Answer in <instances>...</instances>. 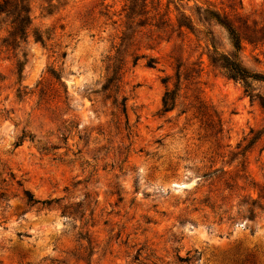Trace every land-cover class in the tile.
I'll use <instances>...</instances> for the list:
<instances>
[{"label":"rangeland","instance_id":"rangeland-1","mask_svg":"<svg viewBox=\"0 0 264 264\" xmlns=\"http://www.w3.org/2000/svg\"><path fill=\"white\" fill-rule=\"evenodd\" d=\"M140 2L0 16V264H264V0Z\"/></svg>","mask_w":264,"mask_h":264},{"label":"trees","instance_id":"trees-1","mask_svg":"<svg viewBox=\"0 0 264 264\" xmlns=\"http://www.w3.org/2000/svg\"><path fill=\"white\" fill-rule=\"evenodd\" d=\"M140 2L141 7H145L146 0H128V6L126 7L129 13H134V8ZM126 5V4H125ZM31 0H0V16L4 15L10 19V26L6 39L8 45H17L24 41L27 36L28 28L31 23ZM145 13V12H144ZM210 16L215 19V21L225 28L230 39V44L233 48V52H217L216 47L211 45L213 48V53L211 61L223 69L224 73L231 79L240 80L243 83L245 91L250 89L251 81H264V74L258 72H253L245 67L238 58V52L242 45V34L240 30L233 24V22L227 16H220L219 13L214 11L209 12ZM187 22H179V26H185L191 29V21L185 17ZM36 40L42 41V36L39 32H35ZM18 75L20 77L22 73V64L17 61ZM176 92L174 90H166L162 97V111H169L175 104ZM264 107V105H263ZM40 203H45L44 201H39Z\"/></svg>","mask_w":264,"mask_h":264}]
</instances>
